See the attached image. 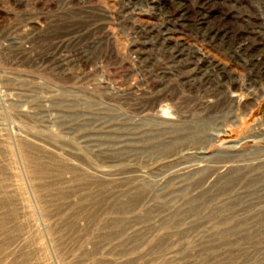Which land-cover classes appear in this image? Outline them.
Listing matches in <instances>:
<instances>
[{
	"label": "rangeland",
	"instance_id": "1",
	"mask_svg": "<svg viewBox=\"0 0 264 264\" xmlns=\"http://www.w3.org/2000/svg\"><path fill=\"white\" fill-rule=\"evenodd\" d=\"M88 1L0 0V264H264V0Z\"/></svg>",
	"mask_w": 264,
	"mask_h": 264
},
{
	"label": "built area",
	"instance_id": "2",
	"mask_svg": "<svg viewBox=\"0 0 264 264\" xmlns=\"http://www.w3.org/2000/svg\"><path fill=\"white\" fill-rule=\"evenodd\" d=\"M88 2H89L88 0H80V1H78V0H54V3L56 5V7H58V8H62L64 6L67 7V10L62 11L58 15V17H60V20H61V17H62L63 19H66L67 21H70V22H73V23H75V21H78L79 19H82L85 16L84 15L83 17L79 18L78 17V10H76L77 8H81L82 10H85L86 11V15L88 14V10L90 9V6H89ZM77 5H80V6H77ZM43 6H44V8H43L44 9V12H43L44 15L43 16H44V18H47V16H46V14H47L46 11L47 10L45 9L46 0H43ZM56 13H57V11H56ZM87 25H88V23H87ZM80 38L81 37H74V36L73 37H61V38H58V42H59V47L57 49L58 52L54 53L53 56H54V58L56 60V65H57L58 71H60L61 74L62 73H66V71L68 69H70V66H72L71 71H73V69L77 68V67H79V69L81 71H83L84 69L82 67H87L88 65L91 64L90 60H91L92 55H91V51L90 50H89L88 56H85L84 54L80 55V54H77L75 52L72 53V54L62 53L64 47H66L68 44H70L72 42H74V44L75 43L77 44V42H80L79 45L77 44V48H80V47L84 46L85 44L90 46V43H92V40L89 41V39L88 40L86 39V41L82 42V41H80ZM87 38H89V37H87ZM204 39H205V37L203 39L199 40L200 44H199V47H198V53L197 54L200 57L203 55L202 47L200 45H201V42L204 41ZM64 41H66V42L64 43ZM195 59L197 60V62H200V60H201V58H199V57L197 58L196 56H195ZM197 62H194V65Z\"/></svg>",
	"mask_w": 264,
	"mask_h": 264
},
{
	"label": "bare ground",
	"instance_id": "3",
	"mask_svg": "<svg viewBox=\"0 0 264 264\" xmlns=\"http://www.w3.org/2000/svg\"><path fill=\"white\" fill-rule=\"evenodd\" d=\"M201 5V4H200ZM203 16H205V15H203ZM183 18V17H182ZM168 31V30H167ZM166 32V31H165ZM170 32H171V29H170ZM168 35V34H167ZM166 36V35H165ZM164 36V37H165ZM169 36V35H168ZM179 37V36H178ZM89 38H87V40H88ZM88 45L87 44H85L84 46H82V47H80V48H77V44L75 43H73L72 45H70V47H67L68 49H70L71 48V50H72V52H75V53H77V54H84L85 56H88V54H89V47H87ZM169 48V47H168ZM169 54V53H168ZM172 59V58H171Z\"/></svg>",
	"mask_w": 264,
	"mask_h": 264
}]
</instances>
